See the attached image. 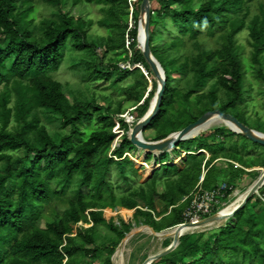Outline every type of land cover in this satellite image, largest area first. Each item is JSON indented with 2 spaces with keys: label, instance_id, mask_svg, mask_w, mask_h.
I'll return each instance as SVG.
<instances>
[{
  "label": "trees",
  "instance_id": "16d2710c",
  "mask_svg": "<svg viewBox=\"0 0 264 264\" xmlns=\"http://www.w3.org/2000/svg\"><path fill=\"white\" fill-rule=\"evenodd\" d=\"M42 1L52 14L36 23L37 0H0V264H95L105 256L104 264H113L135 225L160 233L183 224L203 166L206 190L218 188L219 180L233 186L227 199L242 176L254 173L245 169L264 168L248 161L256 154L255 143L221 127L188 140L197 149L184 151L192 154L183 170L169 166L168 153L161 154L156 159L162 166L141 183L136 164L124 158L135 150L124 115L131 110L125 103H131L137 122L142 119L158 89L138 48L143 0H83L101 7L97 23L107 36L92 34L93 20L65 14L68 0ZM150 2L151 50L167 80L160 112L144 132L155 134L150 141H161L216 109L229 115L239 110L246 85L252 87L249 71L264 83V0ZM244 31L253 48L247 67L239 43ZM68 60L84 83L73 103L54 78ZM127 62L140 68L121 69ZM96 82L114 91L103 97L105 105L91 88ZM87 124L97 129L86 132ZM49 125L56 127L54 134ZM118 128L126 134L112 151ZM220 158L244 169L232 163L218 169L214 163ZM154 159L149 153L146 161ZM157 200L165 212H158ZM255 203L264 208L254 196L232 224L208 237L183 236L176 251L154 264H264V210L253 209ZM118 210L133 211L132 219L108 217L107 211Z\"/></svg>",
  "mask_w": 264,
  "mask_h": 264
},
{
  "label": "rangeland",
  "instance_id": "374dc122",
  "mask_svg": "<svg viewBox=\"0 0 264 264\" xmlns=\"http://www.w3.org/2000/svg\"><path fill=\"white\" fill-rule=\"evenodd\" d=\"M36 9H37L36 14H35L36 23H39L43 19L50 17L52 14L51 8L45 5L42 0H37ZM63 11L68 16L76 18V19L82 18L86 21L93 20L96 24L92 31V34L94 36H107L108 35V31L104 28H101L97 23L100 19L103 18V13L101 11L100 6L87 4L83 0L79 2H76L75 0H68L63 8ZM131 26H134V22L132 19L130 20V27ZM239 43L244 48V55L246 57V58L242 57L244 66L246 67L250 66V57L252 55L253 48L250 45V38H249L248 31H244L239 35ZM161 45H163V43L155 44V46L157 47ZM99 52L101 55H103L101 50ZM174 77L181 78L182 76H174ZM248 77L252 81V87H251V84L249 83L246 85L245 103L240 105L239 110L233 109L230 111V113L232 114L233 117L237 118L240 122L246 124L251 129L264 133V93H263L264 83L263 81L257 79L256 76L253 75L252 71H249ZM54 78L64 85L65 90L69 93L67 94V96L71 100L72 103L74 102L73 95H77L78 93H80L81 89H84L80 87V86L84 87L82 77L79 76L76 73V71L73 69V66L71 65L70 60L64 63V65L62 66L59 72L54 74ZM127 83H128V80L122 82L121 86H126ZM91 88L93 89V91H95L98 102L101 105H105V103L102 100L103 97L111 96L114 92L113 89L109 88V84L105 82L92 83ZM147 96L148 94L146 95V97ZM125 107L129 108V110L130 108L131 109L135 108V107L133 108L131 103H125ZM220 109L221 108L216 109V110H220ZM133 114L136 116L138 115L137 112H134ZM210 126L211 127L206 132L212 131L216 128L226 127V125L221 121H216L215 123H212ZM48 128H49V133L54 134L56 127L49 125ZM96 129L97 127L95 124H87L84 127V130L86 132H91ZM89 135L90 133L88 134L87 139L89 138ZM154 137H155V134L151 131L144 133V138L147 141H150V139H154ZM177 149L178 150L168 153V159L172 160V156H174L172 163L181 165L182 161L181 160L176 161L175 160L177 158L176 156H180L182 152H184L187 149L196 150L197 145L195 143H189L188 141H185V142H182ZM216 149L218 150V148ZM254 150L256 151V154H254L248 160L250 165L252 164L264 165V156H263L264 146L256 144L254 146ZM132 152L133 153L136 152L138 154L139 149L135 147V150H133ZM160 156L161 155H158L157 158ZM145 157L146 156L143 157L140 155V157L138 158V162L135 163L136 168L139 169L140 171V176H141L140 182L141 183H145L146 181L151 179L154 173L152 171L148 175L145 169H142L141 164L145 161ZM151 163H153V161ZM156 169L158 170L159 168H156ZM257 169H260V168H257ZM253 172L256 173V175L252 173V174H248L242 177V181L238 189H236L234 193L231 196H229V198L226 201H224L225 206H223L221 210L224 209L226 205L230 204L234 200V198H236L235 196L236 193L246 192L248 188L258 179L259 177L258 175H261L260 174L261 172H258V171H253ZM160 190L162 191V187H160ZM261 193H263V191L262 192L260 191V194ZM253 202H255V200ZM257 205L258 204L255 203L253 205V209L255 208V210H257L259 213L263 212L264 208L262 206H259V205L257 206ZM57 209L60 212L64 211L63 207H57ZM217 213H219V211ZM107 215L108 217H116V218L121 217L123 219H132L133 211H125V210H119L118 212L107 211ZM262 215H264V213ZM167 221H165V224ZM234 221H235L234 219H230L227 223L220 225V227L217 229L214 228L213 230L211 228H204V229L198 230L194 233H191L185 236L205 234L208 237L212 233L218 232L220 229L226 227L229 224H232ZM41 227L45 228L44 221L41 222ZM145 227L147 226H143V225L136 226L135 225L132 231L134 233L131 232L132 233V235L130 234L131 237L125 240L127 248H126V253H125L124 264H143L148 257L157 255L165 251L168 247H170L173 244L174 242L173 238L167 240L168 237H166V235L163 237H158L155 232L152 233ZM168 231H170V229ZM168 231H164V234H168ZM116 256L114 257V264H116L115 262ZM104 258L102 260L97 261L95 264H104ZM187 261L191 262L192 260L188 259Z\"/></svg>",
  "mask_w": 264,
  "mask_h": 264
},
{
  "label": "water",
  "instance_id": "95a60500",
  "mask_svg": "<svg viewBox=\"0 0 264 264\" xmlns=\"http://www.w3.org/2000/svg\"><path fill=\"white\" fill-rule=\"evenodd\" d=\"M135 2L138 0H134ZM133 11V9H132ZM145 19V28H144V44L140 45V32H141V23L142 19ZM150 23H151V2L150 0H143L142 6H141V15L139 19V37H138V48L143 52V55L150 65L155 78L158 83V89L155 97L153 98L151 102V106L147 114L140 119L136 125L129 131L128 138L130 142L139 150H146L147 154L151 153L154 155L153 164H158L157 162V156L165 153H171L175 150H177L178 146L185 141L198 138L206 131H203V128L214 118L218 117L223 123H226V127L231 129L234 133L239 134L241 136H244L245 138L249 139L255 144H259L264 146V133L258 132L256 130L251 129L246 124L240 122L237 118L233 117L232 115L223 113L220 110H215L206 113L203 115L197 122L187 126L183 130H180L178 132H174L170 134L167 138L161 140V141H147L144 138V132L149 127L151 122L154 120V118L158 115L160 112V108L163 103V98L165 94V89L167 85V80L165 76V71L162 68L160 62L155 58V56L152 53L151 45H150ZM137 68H140L137 66ZM153 89V83L151 82L150 91ZM227 123H232L235 125L238 130H234L232 127H230ZM200 131V132H199ZM199 132V134H197ZM196 134V135H195ZM159 153V154H157ZM146 154V155H147ZM253 171L261 172V175L258 177V179L248 188L246 191V196L243 201V203L233 212L231 216H229L230 219H234L236 214L245 208V206L254 198V196H259L260 191L264 187V168L253 169ZM221 220L220 212L217 214H214L213 216H210L203 221L196 223V224H181L176 228V235L174 238L173 244L168 247L165 251L150 256L146 259V261L143 264H154L155 262L161 260L162 258L170 255L176 249L178 248L182 233L185 228H205L209 225H212L216 222H219ZM148 227V226H147ZM150 228V227H148ZM171 228V229H174ZM152 229V228H151ZM170 229V230H171ZM153 230V229H152ZM154 231V230H153ZM168 231V230H166ZM155 232V231H154ZM158 237H163L166 234L163 232L157 233L155 232ZM132 235V233H131ZM129 234L127 238L131 237ZM127 238L125 240H127ZM125 240L122 242L120 247L117 249L115 255L113 256V264H114V257L117 255L120 248L125 243Z\"/></svg>",
  "mask_w": 264,
  "mask_h": 264
},
{
  "label": "built area",
  "instance_id": "2783aa9c",
  "mask_svg": "<svg viewBox=\"0 0 264 264\" xmlns=\"http://www.w3.org/2000/svg\"><path fill=\"white\" fill-rule=\"evenodd\" d=\"M131 27H133V26H131ZM130 42L131 41L128 38V41H127L128 48H129ZM120 68L123 70L129 69V70L133 71L137 68V66H132L130 62H127V63L120 64ZM135 109L136 108L131 109L128 112V114L124 115L125 121L127 124L130 125L131 129H132V126L137 122V117H136V115L133 114ZM115 132L117 134V139L113 145L112 151H114L117 147L120 146L122 138L126 134L124 130H121L119 128ZM127 135H129V132ZM140 153H141V150H139L138 154L136 152H134V153L130 152V153H127L124 156V158L129 157L134 163H137L138 158L140 157ZM147 155H146V157H147ZM112 157L115 160H119L116 156H112ZM146 157H145V161L141 165H142V169H145V171L148 175L152 171L155 172L157 170L156 168H160L162 166V164H160V163L154 165L151 162L150 163L147 162ZM151 167H154L152 171H151ZM237 167H239V166H237ZM232 189L233 188H231L227 184L223 185L222 187H220L216 190H213V191H205L202 188L198 189L194 193V195L192 196L193 197L192 202H191L189 209L185 213L183 224H196V223H199V222L203 221L204 219H206L210 216H213L218 211L220 212L221 208L223 206H225L224 201H226V199H227V192L229 190H232ZM262 191H263V193L259 194V196L264 203V187H263ZM186 200H187V198L184 199V201H186Z\"/></svg>",
  "mask_w": 264,
  "mask_h": 264
},
{
  "label": "bare ground",
  "instance_id": "6f19581e",
  "mask_svg": "<svg viewBox=\"0 0 264 264\" xmlns=\"http://www.w3.org/2000/svg\"><path fill=\"white\" fill-rule=\"evenodd\" d=\"M144 28H145V19L143 18L142 19V23H141V32H140V45H143L144 44ZM216 121H221L218 117L212 119L204 128H203V131H207L205 130L206 128H208L212 123H215ZM222 122V121H221ZM226 124V123H224ZM230 127H232L234 130H238L239 129L233 125L232 123H227ZM200 132V131H199ZM199 132L197 134H199ZM196 135V134H195ZM145 153H147L146 150H141ZM159 154V153H157ZM261 169V168H260ZM258 169V170H260ZM261 174V173H260ZM260 176V175H259ZM247 190V189H246ZM236 198H234V200L226 205V207L224 209H222L220 211V217H221V220L219 222H216L212 225H209L208 227H205V228H211L214 230V228H219L220 225L222 224H225L229 221V216H231L233 214V212L243 203L244 199H245V196H246V192L244 193H236ZM226 226V225H225ZM146 229H148L150 232L154 233V231L151 229V228H148V227H145ZM144 228V229H145ZM201 229H204V228H185L183 233H182V236H185V235H188V234H191V233H194L198 230H201ZM176 228L174 229H171L170 231H168V234H166V237L167 240L168 239H174L175 238V235H176ZM142 231V230H141ZM137 232V231H136ZM146 232V231H145ZM134 233V232H132ZM126 243L121 247V249L119 250V252L117 253V256L115 258V262L116 264H124V261H125V253H126ZM134 251V250H133ZM129 254V253H128Z\"/></svg>",
  "mask_w": 264,
  "mask_h": 264
},
{
  "label": "crops",
  "instance_id": "0c3cea01",
  "mask_svg": "<svg viewBox=\"0 0 264 264\" xmlns=\"http://www.w3.org/2000/svg\"><path fill=\"white\" fill-rule=\"evenodd\" d=\"M213 142H210V145H212L213 146ZM178 150V149H177ZM192 153H188V152H182V154L180 155L181 157H182V159H181V165H178V164H176V163H172L173 162V157L174 156H172V160H170V162H168L167 164L169 165V166H177V167H179V169L180 170H183L184 168H185V161L187 160V156L188 155H191ZM199 154H205L206 155V157H207V160L208 159H210L211 158V154L207 151V150H201L200 152H199ZM176 157H178V156H176ZM159 158V157H158ZM234 164V165H236L235 166V168H238V169H244L240 164H238V163H235V162H233V161H230V160H227V159H223V158H220V159H218L215 163H214V165L216 166V167H218V169H223V170H226L227 169V167L229 166L228 164ZM237 166H239V167H237ZM254 169H257V168H254ZM247 172H251V170H253V169H251V170H248V169H245ZM206 175H207V170L205 169V166H203V171H202V175H201V178H200V181H199V183H198V185L196 186V188H195V190L193 191V195H194V193L198 190V189H200V188H202L203 190H205V191H213V190H206L204 187H203V182H204V180H205V178H206ZM244 176H246V175H244ZM243 177V176H242ZM242 177H241V179L239 180V181H237L234 185L237 187L236 189H238V187H239V185L241 184V181H242ZM147 182V181H146ZM145 182V183H146ZM144 184V183H143ZM223 185H226V183H224V182H222V181H218V188H220V187H222ZM160 187H162V191L160 190ZM231 188H233V186L231 185L230 186ZM218 188H216V189H218ZM215 189V190H216ZM164 191H165V188L162 186V185H160L159 186V188H158V193L159 194H162V193H164ZM193 198V197H192ZM191 205V204H190ZM190 205L186 208V210H185V212H184V216H185V213H186V211L189 209V207H190ZM157 210H158V212L159 213H163V212H165L166 211V205L165 204H163L160 200H157ZM171 210L172 209H170L169 210V213L171 212ZM134 213V212H133ZM184 218V217H183ZM158 220H160V219H158ZM181 225V224H180ZM179 226V225H178ZM175 227H177V226H175ZM169 230V229H168Z\"/></svg>",
  "mask_w": 264,
  "mask_h": 264
}]
</instances>
